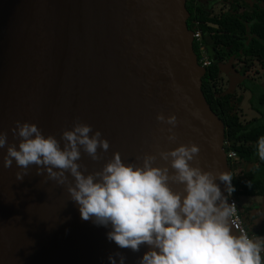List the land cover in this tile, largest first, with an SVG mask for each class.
<instances>
[{
    "label": "water",
    "instance_id": "obj_1",
    "mask_svg": "<svg viewBox=\"0 0 264 264\" xmlns=\"http://www.w3.org/2000/svg\"><path fill=\"white\" fill-rule=\"evenodd\" d=\"M186 5L0 0V130L7 141L16 143L9 129L17 120L34 122L57 139L79 120L109 142L99 161L82 154L87 171L101 167L113 151L128 162L193 142L202 169L232 176L225 123L202 90L206 69L194 51ZM208 52L218 60L213 46ZM157 112L176 115L175 142L166 139L168 126L156 120ZM4 152L0 148V264H109L108 255L116 252L125 264H136L147 250L120 249L107 240V229L81 219L65 186L38 175L34 165L17 181L15 162L3 167ZM216 183L223 193V182Z\"/></svg>",
    "mask_w": 264,
    "mask_h": 264
},
{
    "label": "clouds",
    "instance_id": "obj_2",
    "mask_svg": "<svg viewBox=\"0 0 264 264\" xmlns=\"http://www.w3.org/2000/svg\"><path fill=\"white\" fill-rule=\"evenodd\" d=\"M155 118L168 126L163 129L166 139L175 142L176 115L157 112ZM13 123L9 131L15 144L0 130L3 167L14 161L19 181L34 165L38 175L64 185L80 218L105 227L107 240L133 252L146 246L136 264H264V237L234 227L230 172L202 169L198 144L157 148L128 162L113 151L101 167L87 171L82 154L99 161L109 148L99 129L76 120L57 139L43 134L34 122ZM255 154L264 162V135L256 140ZM217 180L225 186L223 193ZM107 259L109 264H125L121 252Z\"/></svg>",
    "mask_w": 264,
    "mask_h": 264
},
{
    "label": "trees",
    "instance_id": "obj_3",
    "mask_svg": "<svg viewBox=\"0 0 264 264\" xmlns=\"http://www.w3.org/2000/svg\"><path fill=\"white\" fill-rule=\"evenodd\" d=\"M223 13L217 14L218 7H211L206 0H187V9L190 12L189 29H194V21H200L204 43L215 47L218 60L212 66L205 68L202 90L212 110L224 121L226 127V152L234 151L237 160H230L235 188L234 196L243 215V222L249 234L264 237V204L262 206L250 203L248 207L240 204L242 197L264 196V162H260L255 154V143L260 135H264V86L251 78L243 76L240 85L251 93L248 101L252 110L260 118L250 123L242 122L239 110L243 106L246 94L224 91L218 88L223 79L222 64L230 58H235L245 64L249 61L258 63L264 70V0H248L244 7L235 0L234 3H221ZM194 51L200 59L199 44L194 42ZM227 64V63H226ZM238 84V83H237ZM239 95V96H238ZM245 97V98H244ZM252 168L247 172L248 165Z\"/></svg>",
    "mask_w": 264,
    "mask_h": 264
},
{
    "label": "rangeland",
    "instance_id": "obj_4",
    "mask_svg": "<svg viewBox=\"0 0 264 264\" xmlns=\"http://www.w3.org/2000/svg\"><path fill=\"white\" fill-rule=\"evenodd\" d=\"M226 10H228V7H225V9H222V10L218 9V11H217L218 13L217 14H219V12L223 13ZM255 72H258V73H255ZM250 76L257 83H259V84L264 86V70L261 69V66L258 63H255V64L252 65L251 75ZM235 81H234V83H236L235 86H237V82L238 81L237 82H235ZM228 87H229V85H228V83H227V81L225 79H224V81H220L219 84H218V88L219 89H223L225 91L228 90ZM245 92H246V90L241 86L240 90H238V92H236V93H238L240 95V94H244ZM249 96L251 98V93L250 92H248V94L246 93V99L244 100L243 106L239 110V114H240L241 120L245 124H248L252 120H254L255 118H259L260 117V115L256 111L252 110L251 104L248 101ZM229 144H230V142H229ZM233 179H236V174H235V176H234V174H232V180ZM250 203H252V204L255 203L256 205L262 206L264 204V196L263 197L262 196L253 197V198L242 197L240 199V204L242 206H244V207H248L250 205Z\"/></svg>",
    "mask_w": 264,
    "mask_h": 264
},
{
    "label": "flooded vegetation",
    "instance_id": "obj_5",
    "mask_svg": "<svg viewBox=\"0 0 264 264\" xmlns=\"http://www.w3.org/2000/svg\"><path fill=\"white\" fill-rule=\"evenodd\" d=\"M224 2L228 3V5H230V4L234 3L235 0H206V3L209 4V6H211V7L217 6L219 10L220 9L222 10L223 5L221 3H224ZM247 2H248V0H239V3L244 7V9L246 7L243 5V3H247ZM226 6L227 5H225V7ZM214 49H215V47H214ZM215 51H216V49H215ZM216 54H217V51H216ZM217 59H218V55H217ZM216 61H214V62H216ZM226 63H227L226 67H227V71L228 72L223 74L222 81H224V79L227 81V83L229 85L228 90H227L228 92H235L236 93V92H238V90H240V87H241L240 81L242 80L241 78L243 76H245L246 78H251L252 79V77L250 76L251 75V68H252V65L255 64V63H253L252 61H249V63L251 65H248V64H245L242 61L237 60L235 58L228 59L226 61ZM255 73H258V72H255ZM240 74H243V76H241ZM232 81H235V82L238 81L237 82L238 84L231 91V86L230 85H231ZM244 94H246V92ZM249 98H250V96H249ZM250 170H247V172H249Z\"/></svg>",
    "mask_w": 264,
    "mask_h": 264
},
{
    "label": "built area",
    "instance_id": "obj_6",
    "mask_svg": "<svg viewBox=\"0 0 264 264\" xmlns=\"http://www.w3.org/2000/svg\"><path fill=\"white\" fill-rule=\"evenodd\" d=\"M194 42H197L199 44V49H200V59H198V62L200 65L204 68H208L212 66L213 60L208 52V46L205 45L204 43V34L202 31V28L200 27L201 22L200 21H194ZM230 145L229 142H226L225 145ZM227 157L228 160H237V154L234 151H229L227 152ZM235 191V188H234ZM234 191L231 193L230 196H228L229 203H234L235 204V213H234V220H235V225L237 229L239 228H244L247 230V228L244 225L243 222V215L241 214L239 207H238V201L236 197L234 196ZM262 258H264V253H262Z\"/></svg>",
    "mask_w": 264,
    "mask_h": 264
}]
</instances>
